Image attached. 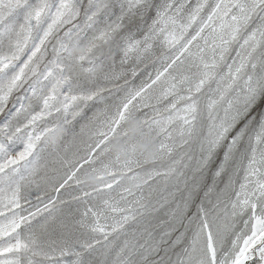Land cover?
Returning a JSON list of instances; mask_svg holds the SVG:
<instances>
[{"label": "snow or ice", "instance_id": "6c2138e0", "mask_svg": "<svg viewBox=\"0 0 264 264\" xmlns=\"http://www.w3.org/2000/svg\"><path fill=\"white\" fill-rule=\"evenodd\" d=\"M0 115V264H264V0H0Z\"/></svg>", "mask_w": 264, "mask_h": 264}, {"label": "rangeland", "instance_id": "374dc122", "mask_svg": "<svg viewBox=\"0 0 264 264\" xmlns=\"http://www.w3.org/2000/svg\"><path fill=\"white\" fill-rule=\"evenodd\" d=\"M195 2V0H193V3ZM50 45H49V55L47 57V59L51 58V51H50ZM157 55H159V53L161 52V49L158 47L156 49ZM117 71L120 70L121 66L119 65V63H117ZM124 68H128L129 65H124ZM161 67L159 61H157L155 64H151L149 63V67L146 69L145 72H141L140 75H138L136 77V79L133 81L134 84L138 85L141 81V79L146 78V72L150 71L152 72L153 77L156 74V68ZM162 70V68H161ZM79 83L81 84L82 88L87 90L89 88L94 89L97 86H104V87H112L113 84L115 83H119V84H123V78L120 81H114L111 84L108 82H105L103 80H97L95 82H89L86 78H85V74H81L79 77ZM212 87H215V85L213 84ZM207 90V89H205ZM104 95L107 97L109 94L107 92L104 93ZM118 95L123 96V92L119 93ZM115 102V97L108 99L105 101V103L109 106V112H114V108L111 107L113 105V103ZM105 103H99V104H92L90 102V106L88 108H86L84 110V115L82 117H77V120L73 122L72 125L69 126L70 128V133L71 132H75L77 134L80 133L81 131V126H86L85 127V133H87L88 131L94 129L96 127V125L94 123H92L89 118L93 117L94 115L97 117H101V112L100 110L103 109L105 107ZM10 106V105H9ZM144 111H147L146 109ZM3 120V116L0 115V121ZM87 140V135H77V139L75 142H73V138L72 135L69 134L64 142L63 145L67 146L69 148V154H71V152L76 151V149L78 147H80L81 142L82 141H86ZM49 151H51V149H49ZM47 157V153L44 154ZM158 167L161 168H166L167 167V162H161ZM151 184V188L154 189V191L152 192V198L156 199L159 197L161 190L163 189V182H162V178H156L155 181L150 182ZM39 194L43 197V199L46 201L48 198L50 197H55L56 193L54 191L51 190V187L42 184L41 187L37 190V189H33L29 195L32 201V205H36L37 203H40L39 201L36 200V195ZM144 195L145 197H147L149 195V187L145 186L144 188ZM61 196L63 199H69L70 197L68 196V193L65 190H61ZM113 199H119V195L116 192H113ZM90 203L93 204H99L98 201H92ZM42 203H41V207H42ZM25 207H29V205L25 204ZM84 206L81 205V208H83ZM75 218H79V213L75 214Z\"/></svg>", "mask_w": 264, "mask_h": 264}]
</instances>
